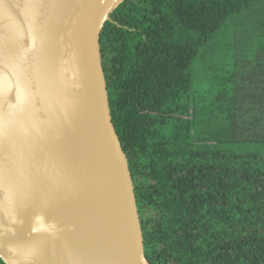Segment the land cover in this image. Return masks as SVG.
Returning <instances> with one entry per match:
<instances>
[{
  "label": "trees",
  "instance_id": "obj_1",
  "mask_svg": "<svg viewBox=\"0 0 264 264\" xmlns=\"http://www.w3.org/2000/svg\"><path fill=\"white\" fill-rule=\"evenodd\" d=\"M110 17L101 61L147 260L264 264V156L228 148L264 143V46L222 64L217 37L264 25V0H124Z\"/></svg>",
  "mask_w": 264,
  "mask_h": 264
},
{
  "label": "water",
  "instance_id": "obj_2",
  "mask_svg": "<svg viewBox=\"0 0 264 264\" xmlns=\"http://www.w3.org/2000/svg\"><path fill=\"white\" fill-rule=\"evenodd\" d=\"M124 0H0V258L150 264L100 32Z\"/></svg>",
  "mask_w": 264,
  "mask_h": 264
},
{
  "label": "rangeland",
  "instance_id": "obj_3",
  "mask_svg": "<svg viewBox=\"0 0 264 264\" xmlns=\"http://www.w3.org/2000/svg\"><path fill=\"white\" fill-rule=\"evenodd\" d=\"M245 17L247 16H241L237 18V20H240V18L244 20ZM244 22L245 24L233 23L232 25L227 26L228 30L220 29V31H218L217 37L223 47V51L220 52V54H222V64L228 62L227 58H229L232 53H234V55L249 56V54H251L255 49L264 46V25L253 24L252 21V25H250V23L247 21ZM234 31H238L240 37L237 38L236 36L235 41H238V43H234L233 45L229 46L231 39L235 38V35L233 34ZM194 67V94L195 97L198 98L202 95L203 90H205L206 83L204 81L207 78L203 64H197L196 60ZM228 148L233 149L237 153L255 152L264 156V143L260 142H247L229 145Z\"/></svg>",
  "mask_w": 264,
  "mask_h": 264
}]
</instances>
